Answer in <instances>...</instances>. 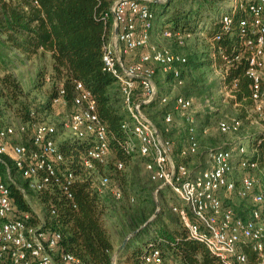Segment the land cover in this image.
<instances>
[{"label": "built area", "instance_id": "obj_1", "mask_svg": "<svg viewBox=\"0 0 264 264\" xmlns=\"http://www.w3.org/2000/svg\"><path fill=\"white\" fill-rule=\"evenodd\" d=\"M150 1L112 0L110 5L112 28L102 47L103 70L115 78L127 115L122 123L126 136L117 139L116 144L124 153L136 152L144 158L143 166L149 179L158 183L153 192L155 196L159 189L168 187L181 201L173 205L172 210L188 229V236L203 242L225 264H250L242 249L244 245L257 253L255 264H264V189L256 188L258 179L249 172L241 176L238 184L233 175L236 169L258 168L257 160L247 156L241 142L229 148L209 147L206 151L208 165L193 172L184 162L175 161L173 142L160 135L143 111V105L152 102L157 94L155 67L160 66L164 73L170 74L173 86H181L180 65L186 62L183 53L150 41L154 29ZM223 9L221 31L207 38L221 61L213 65L218 74L216 96L221 102L235 100L236 80L227 82L226 77L233 62L243 60L245 74L250 79L251 108L264 119V0H227ZM237 11L246 16L234 20ZM107 16V13L103 15L104 21ZM235 24L238 32L233 30ZM207 29L200 30L198 35L205 36ZM161 35L184 46L194 34L161 27ZM223 35L234 39L228 49L230 54L224 47H216L215 40ZM138 48L144 50L135 61L132 53ZM137 85L139 92L135 91ZM64 95L65 89L60 84L52 100L57 111H66L59 122L16 123L0 110V264H83L72 252L60 248L59 231L45 227L41 206L39 210L32 207V201L38 202L34 194L51 193L58 188L72 199L75 207V185L88 181V189L97 194L110 191L115 199L122 195L120 187L113 185L104 170L110 160V135L98 116L91 91L82 81H74L69 110ZM172 99L174 110L187 124V143L179 149L180 156L187 157L198 150L194 100L184 94ZM214 99V95H209L202 107L219 110ZM168 100L169 96L162 97V102ZM164 121H172L170 111ZM240 125L234 118H219L216 129L225 134L235 132ZM66 133L68 138L74 139V144L83 145L75 159L74 155L66 156L61 150L60 142L65 139L61 137ZM114 163L116 169H123L122 160L115 159ZM12 186L28 203V210L17 206ZM221 191L248 199L251 208L243 216L237 215L231 206L223 205ZM146 261L161 264L158 250H152Z\"/></svg>", "mask_w": 264, "mask_h": 264}, {"label": "trees", "instance_id": "obj_2", "mask_svg": "<svg viewBox=\"0 0 264 264\" xmlns=\"http://www.w3.org/2000/svg\"><path fill=\"white\" fill-rule=\"evenodd\" d=\"M226 1L149 2L154 13V29L168 27L194 34L189 45L187 43L180 46L185 48L181 53L186 56V62L180 65L181 78L185 84L184 95L196 96L202 103L206 97L214 95L218 108L222 103L215 95L218 81H207L206 76L196 77L195 74L201 69L204 74L206 70L210 71L214 64L219 65L221 62L217 50L211 47L207 38L221 31L220 15L224 11L222 5ZM111 3L112 0H0V105L12 111L11 119L16 123L47 120L51 114L60 113L57 111L58 107L52 104L59 85L65 89L64 98L67 100L69 110L74 81H82L91 91L98 116L110 135V160L104 168L105 173L111 178L113 185L117 184L122 192L121 197L115 199L110 191L100 195L88 189V181L78 182L73 190L75 207L72 206V199L67 198L58 188L51 193L34 194L41 206L45 227L59 231L60 248L72 252L83 264H112L115 247L111 241L110 228L112 232L117 230L125 233L123 238L129 232H135L118 253L115 264H152L146 261V257L154 249L159 252L161 264L174 262L225 264L203 242L188 236V229L182 224L178 213L166 207L169 199L166 196L169 193L168 187L158 190L160 207L156 211L153 192L158 183L149 179L143 166L144 158L136 152L124 153L116 144L117 139L126 136L122 123L127 119V115L115 78L103 70L102 47L109 38L112 28ZM105 13L108 15L106 21L103 19ZM243 16H246V13L237 11L233 19ZM206 27L208 29L205 36L198 35V32ZM233 30L239 31L237 24L233 26ZM233 42L234 39L227 35L215 40L216 47H224L228 54ZM143 50L144 48L134 50L133 60H138ZM45 53L51 58V73L46 76L45 71H38L31 87L24 91L13 70L27 59ZM245 69L246 64L243 60L234 61L226 81L236 80V98L230 101L251 107L250 79L246 76ZM154 80L158 88L157 94L152 102L143 105V111L160 135L169 139L166 135H169L172 123H166L164 116L174 110V104L172 98L162 102V97L168 96L163 86L167 82L171 85L172 78L169 73H164L161 67L157 66ZM46 81L50 85L44 92L43 99L36 104L30 95L33 91L43 88ZM135 91H140L138 85ZM0 110L6 115V111L1 108ZM219 113H221L219 110L211 111L203 107L194 110L196 118L204 114ZM230 118L241 122L235 132L239 131L242 126L241 118L239 116ZM185 130L187 133V127ZM73 144L74 139L65 138L60 142V147L66 156L74 155L75 159L83 145L72 146ZM251 145L254 149L251 157L257 160L258 167L264 172V135L254 138ZM72 147H76L75 150H72ZM180 148L176 151L173 143L175 161L184 162L188 166L186 162L188 156L181 157ZM115 159L124 162L123 169L115 168ZM140 169L146 173V181L141 179ZM12 195L19 208L29 209L28 203L13 186ZM130 198L134 200L131 201ZM122 217L125 220H122ZM146 221L148 223L143 225ZM242 249L247 255L248 262L255 264L257 253L247 245Z\"/></svg>", "mask_w": 264, "mask_h": 264}, {"label": "rangeland", "instance_id": "obj_3", "mask_svg": "<svg viewBox=\"0 0 264 264\" xmlns=\"http://www.w3.org/2000/svg\"><path fill=\"white\" fill-rule=\"evenodd\" d=\"M223 6L224 4L222 5V7ZM152 32H153V38H150V41L152 43L158 46H161V47L164 46V47L171 48L178 52H183V50L185 49L184 47L178 46L173 41L164 38L161 35V28L157 27L153 29ZM192 41L193 39L191 38V40H189L188 42V45ZM40 70L45 71L46 76H48L51 73V58L48 53L40 54V55L38 54L36 56H33L31 59H27L24 63L19 64V66L13 70V73L16 75V77L21 82V85L24 91H27L31 87L32 82L34 81L38 71ZM202 71L203 69L197 71L195 76L202 77L201 75H203L204 77L206 76L207 81L208 80H212L213 82L218 81V74L213 68H211L210 71L206 70L204 74ZM49 85L50 84L48 83V81H46L43 88L33 91L31 93L30 98L34 99L36 104L39 103V101L43 99L44 92L49 87ZM184 85L185 84H182L181 86H173L172 84L170 85V82H167V83H164L163 88L167 91L168 93L167 95L169 96V98H172L177 94H185ZM191 97L194 100L195 110H200V108L202 107L201 99H199L196 96H191ZM0 108L6 111L7 112L6 115L9 118H11L12 111L10 109H6L5 107L1 105H0ZM219 111L221 113H219L218 115L204 114V116L202 115L197 118L195 116L197 113H195L194 115L197 138H198V150L195 154L189 155L186 158V162L189 168H191L193 172H196L199 169H203L208 165V158L206 155V149L208 147L224 146L226 148H229L241 142L243 145H245L247 149V156L251 157L254 153L253 145H251V142L257 136L264 135V119L262 116L253 112L252 108L249 105H242L239 102H232L230 100H226L222 102L221 105L219 106ZM65 114H66V111L61 112V113L55 112L51 114L50 116H48L47 120L51 119L55 122H59L64 119ZM171 115H172V121H171L172 127L170 128L169 135H166V136L171 141H173L176 151H177L178 148H180L181 146L187 143V133L185 130L187 125L185 123L184 118L180 115L178 111L171 110ZM233 116H239L241 118L242 126L239 129V131L225 133V134L220 133L216 129L217 120L219 118H230ZM204 128L207 129V132H203ZM62 138H68L67 133L62 134L61 139ZM245 172H249V174H252L253 176H255L256 179H258L256 188L264 189V172L259 167L253 170L236 169L235 174L233 175L238 183H239L241 176ZM139 175L143 181L147 180L146 173L143 171V169H140ZM166 196L167 198H169L166 203L167 208L172 209L173 205H179L181 202L170 189H169V193ZM220 197H221V201L223 205L231 206L238 215L243 216L251 208V203L248 199H243L236 194H229V193H224L223 191H221ZM158 198L159 197L154 195V199L156 201V209L160 207L158 204ZM31 204L33 208L39 210L38 202L32 201ZM123 219L124 217H122V220ZM123 223H126V222H123ZM113 233H115V235L117 236L118 241H121L125 238V237L123 238V235L125 233L118 232L117 230L115 232L113 230L112 234ZM128 234H130V232ZM128 234H126V236ZM132 237L133 235L130 238ZM115 261H117V258Z\"/></svg>", "mask_w": 264, "mask_h": 264}, {"label": "water", "instance_id": "obj_4", "mask_svg": "<svg viewBox=\"0 0 264 264\" xmlns=\"http://www.w3.org/2000/svg\"><path fill=\"white\" fill-rule=\"evenodd\" d=\"M158 209H156V211H157ZM156 211H155V213H156ZM154 213V214H155ZM154 216V215H153ZM152 218V217H151ZM150 218V219H151ZM149 219V220H150ZM148 220V221H149ZM148 221H146L143 225H146L147 223H148ZM134 233L135 232H132V233H130V234H128L123 240H122V242L120 243V245L115 249V251H114V253H113V257H112V261L113 262H115V260H116V258H117V255H118V253L123 249V247L125 246V244H126V242L128 241V239L132 236V235H134Z\"/></svg>", "mask_w": 264, "mask_h": 264}, {"label": "crops", "instance_id": "obj_5", "mask_svg": "<svg viewBox=\"0 0 264 264\" xmlns=\"http://www.w3.org/2000/svg\"><path fill=\"white\" fill-rule=\"evenodd\" d=\"M151 36H152V37H151ZM151 36H150V38H153V32H151ZM109 233L112 234V229H111V228L109 229ZM111 241H112V243H113L115 249H116V248L120 245V243H121V241H118V238H117V236L115 235V233H113V234L111 235Z\"/></svg>", "mask_w": 264, "mask_h": 264}]
</instances>
